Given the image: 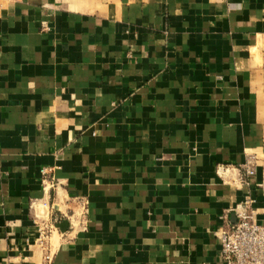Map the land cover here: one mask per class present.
Instances as JSON below:
<instances>
[{
  "label": "crops",
  "instance_id": "obj_1",
  "mask_svg": "<svg viewBox=\"0 0 264 264\" xmlns=\"http://www.w3.org/2000/svg\"><path fill=\"white\" fill-rule=\"evenodd\" d=\"M245 199L264 0H0V264H226Z\"/></svg>",
  "mask_w": 264,
  "mask_h": 264
},
{
  "label": "built area",
  "instance_id": "obj_2",
  "mask_svg": "<svg viewBox=\"0 0 264 264\" xmlns=\"http://www.w3.org/2000/svg\"><path fill=\"white\" fill-rule=\"evenodd\" d=\"M46 173V170L44 171ZM251 174V170H247ZM251 201L245 199L236 210V221L230 223L223 218L215 234L221 239L222 252L226 264H264V224L258 223L250 206ZM53 222L39 226V243L45 248L52 231L57 229ZM50 253H47L44 264H49Z\"/></svg>",
  "mask_w": 264,
  "mask_h": 264
},
{
  "label": "water",
  "instance_id": "obj_3",
  "mask_svg": "<svg viewBox=\"0 0 264 264\" xmlns=\"http://www.w3.org/2000/svg\"><path fill=\"white\" fill-rule=\"evenodd\" d=\"M62 230L66 229L67 221H64L62 224L59 225Z\"/></svg>",
  "mask_w": 264,
  "mask_h": 264
},
{
  "label": "rangeland",
  "instance_id": "obj_4",
  "mask_svg": "<svg viewBox=\"0 0 264 264\" xmlns=\"http://www.w3.org/2000/svg\"><path fill=\"white\" fill-rule=\"evenodd\" d=\"M252 171V170H251ZM251 174H253V171H252V173Z\"/></svg>",
  "mask_w": 264,
  "mask_h": 264
}]
</instances>
